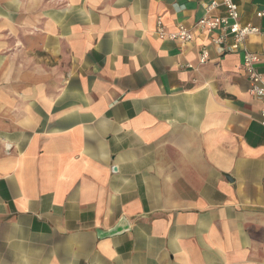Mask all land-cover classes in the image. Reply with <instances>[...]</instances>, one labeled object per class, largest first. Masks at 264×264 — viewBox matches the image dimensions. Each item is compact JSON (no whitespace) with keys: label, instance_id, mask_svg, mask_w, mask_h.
<instances>
[{"label":"crops","instance_id":"obj_1","mask_svg":"<svg viewBox=\"0 0 264 264\" xmlns=\"http://www.w3.org/2000/svg\"><path fill=\"white\" fill-rule=\"evenodd\" d=\"M206 1L0 0V264H264V0L227 52Z\"/></svg>","mask_w":264,"mask_h":264},{"label":"built area","instance_id":"obj_2","mask_svg":"<svg viewBox=\"0 0 264 264\" xmlns=\"http://www.w3.org/2000/svg\"><path fill=\"white\" fill-rule=\"evenodd\" d=\"M239 2L240 0H208L203 3L207 14L220 7L224 8V14L216 17L206 14L194 24L199 32L210 35L211 45L220 48L223 52L239 49L241 45H245L248 37L261 32L258 26L241 21ZM257 16L263 17L264 9L258 11ZM156 33L160 38L183 44L191 42L195 37L192 28L185 24H179L174 31H167L161 18L157 20ZM228 38L232 39L230 45H227ZM210 57L209 49L203 46L199 51V62L204 64ZM260 61L261 58L257 53L244 48L241 67L249 80L251 93L260 102V122L264 126V73L258 69Z\"/></svg>","mask_w":264,"mask_h":264}]
</instances>
